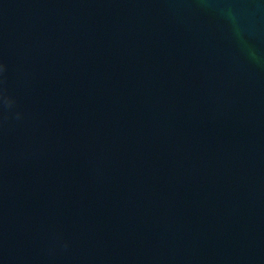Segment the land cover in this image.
Returning <instances> with one entry per match:
<instances>
[{
  "label": "water",
  "instance_id": "obj_1",
  "mask_svg": "<svg viewBox=\"0 0 264 264\" xmlns=\"http://www.w3.org/2000/svg\"><path fill=\"white\" fill-rule=\"evenodd\" d=\"M0 264H264V0H0Z\"/></svg>",
  "mask_w": 264,
  "mask_h": 264
}]
</instances>
